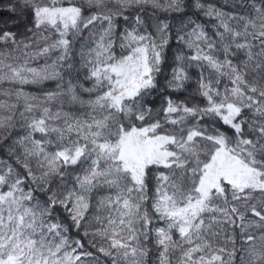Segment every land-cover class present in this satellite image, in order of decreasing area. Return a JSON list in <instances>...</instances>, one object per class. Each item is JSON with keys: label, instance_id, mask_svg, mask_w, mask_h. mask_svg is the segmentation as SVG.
Wrapping results in <instances>:
<instances>
[{"label": "snow or ice", "instance_id": "obj_1", "mask_svg": "<svg viewBox=\"0 0 264 264\" xmlns=\"http://www.w3.org/2000/svg\"><path fill=\"white\" fill-rule=\"evenodd\" d=\"M0 264H264V0H0Z\"/></svg>", "mask_w": 264, "mask_h": 264}, {"label": "trees", "instance_id": "obj_2", "mask_svg": "<svg viewBox=\"0 0 264 264\" xmlns=\"http://www.w3.org/2000/svg\"><path fill=\"white\" fill-rule=\"evenodd\" d=\"M5 15H6V13H5Z\"/></svg>", "mask_w": 264, "mask_h": 264}]
</instances>
